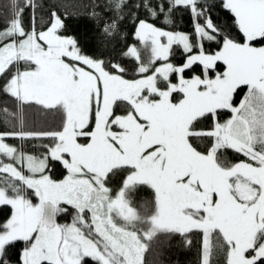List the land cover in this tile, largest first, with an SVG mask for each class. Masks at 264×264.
I'll return each mask as SVG.
<instances>
[{
    "label": "snow or ice",
    "instance_id": "snow-or-ice-1",
    "mask_svg": "<svg viewBox=\"0 0 264 264\" xmlns=\"http://www.w3.org/2000/svg\"><path fill=\"white\" fill-rule=\"evenodd\" d=\"M39 7L37 0H11L9 22L0 30V92L14 101L0 112L20 125L0 132V206L12 209L0 224V264H11L8 248L18 241L25 245L18 264H86V258L146 264L161 235L179 234L190 245L194 230L202 233L200 264H215L221 251L225 264H264V0H223L239 39L221 34L209 15L213 5L203 0H167V9L151 0L132 5L166 20L184 7L194 21L192 34L171 32L129 11L149 53L142 58L134 45L125 53L138 62L134 79L59 34L64 23L55 11L46 29L37 31L34 23L26 29L24 11L35 21ZM127 7L128 0L92 6L94 18L111 13L101 44L119 33ZM218 37L220 49L207 53L204 41ZM174 44L186 53L181 66L169 62ZM197 64L200 75L185 79ZM29 108L58 117V129L25 131ZM223 112L229 118L222 120ZM203 120L208 127H201ZM17 138L52 143L37 157L5 142ZM197 140L208 143L201 149ZM227 150L244 159L229 163ZM49 161L62 163L67 175L53 179ZM116 176L121 185L114 192L108 185ZM142 186L153 199L136 204ZM62 204L75 210L71 224L56 221L67 212Z\"/></svg>",
    "mask_w": 264,
    "mask_h": 264
},
{
    "label": "trees",
    "instance_id": "trees-1",
    "mask_svg": "<svg viewBox=\"0 0 264 264\" xmlns=\"http://www.w3.org/2000/svg\"><path fill=\"white\" fill-rule=\"evenodd\" d=\"M105 0H37L40 7L35 12V21L32 19V12L28 9L23 14V25L26 29L30 28L33 23L37 31H41L50 26L51 13L57 12L63 20L64 27L61 28L59 34L64 36H71L78 41L79 47L84 54L90 57L103 58L106 62L119 64L126 69L127 75L125 78H138L136 72L138 62L135 58L125 55L130 46H136L141 52L142 58H147L149 53L145 51L147 47L136 36V28L138 20H134L133 16L127 15L129 11L134 12L139 19L147 20V22L154 24L168 30L187 31L192 34L194 30V21L189 9L184 7L176 8L172 14L165 19L163 14L153 18L141 7L138 11L132 5L140 3L141 0H128V7L125 8V18L119 24V33L113 38H105L103 44L101 40V28L104 20L111 15V13L102 14L100 18L92 16V6L98 3H104ZM203 2L213 5L209 11L213 23L220 29L222 35H228L239 39L242 33L239 31L238 25L235 22L234 14L229 10L223 8V0H203ZM11 0H0V29H4L9 22V15L5 8L10 4ZM152 6L159 3H164L167 9V0H151ZM97 11H102L97 9ZM195 36L192 39L195 40ZM223 41L220 37L216 41H204V49L207 52H214L219 49ZM196 50V49H194ZM169 60L176 65L184 64L186 61V53L181 45L174 44ZM160 61H157V65ZM220 71L223 70L222 62H218ZM202 66L197 64L191 69L185 70L184 75L189 77L194 74L200 75ZM174 78V77H173ZM0 83H3L0 80ZM246 88L240 91L234 99L239 102L243 97ZM175 99L180 98V94H174ZM14 101L3 92H0V109L5 106L11 108ZM28 115L26 123L24 124L25 131H51L57 130L60 124L58 117L53 115H45L37 113L34 109H27ZM230 113L223 112L221 119H226ZM209 121L203 120L201 127H208ZM20 125L12 120H6L3 113L0 112V132H8L12 130H19ZM6 142L13 143L17 147H21L23 152L37 157L45 153L44 146L52 142L48 138H29L25 140L8 139ZM83 142V141H81ZM201 149L208 143L207 141L197 140ZM224 158L229 163H234L244 159L241 154L232 150H227L223 153ZM53 179L61 180L67 175V170L62 163L57 161H49L48 171ZM113 188H118L121 185V177H112L109 183ZM153 199L152 190L146 186L140 187L135 196L136 204H142L145 201ZM68 212H73V208H68ZM12 213L10 206H0V224L4 223ZM71 220V215L63 213L59 215L58 223H68ZM192 240L190 245L183 242L179 234H171L168 236L161 235L159 242L153 241L150 250L145 254L146 264H200L201 247H202V233L193 231L188 237ZM24 242L18 241L13 246L8 248V258L11 264H18V258L24 248ZM215 264H225V257L223 251L214 257ZM96 264L90 258H86V264Z\"/></svg>",
    "mask_w": 264,
    "mask_h": 264
},
{
    "label": "rangeland",
    "instance_id": "rangeland-1",
    "mask_svg": "<svg viewBox=\"0 0 264 264\" xmlns=\"http://www.w3.org/2000/svg\"><path fill=\"white\" fill-rule=\"evenodd\" d=\"M157 27V26H156ZM158 28H161V27H158ZM161 29H163V30H166V31H171V32H181V33H187V34H190V33H188L187 31H180V30H168V29H164V28H161ZM1 30V29H0ZM196 39V38H195ZM193 41H195L194 39H193ZM222 46V45H221ZM257 46H259V45H257ZM181 47H182V45H181ZM182 49H183V47H182ZM195 49V48H194ZM193 49V53L192 54H197V52H198V49H196V50H194ZM220 49V48H219ZM219 49H217V50H215L214 52H208L207 51V53H209V54H212V53H215L216 51H218ZM169 62L170 63H172L174 66H181V65H183V64H180V65H176V64H174L173 62H172V60H169ZM157 66H159V64L157 65ZM217 71H220L218 68H217ZM215 73H212V75H214ZM184 75V74H183ZM194 75H197V74H194ZM193 76V75H192ZM192 76H189V77H187V76H185L184 75V78L185 79H190ZM174 77V78H173ZM139 78V77H138ZM126 79H128V78H126ZM170 79L172 80V82H178V75L177 74H172L171 75V77H170ZM227 118H229V117H227ZM226 118V119H227ZM6 142V141H5ZM6 143H8V144H10V145H14V146H16L15 144H13V143H9V142H6ZM21 148V147H20ZM33 156H35V155H33ZM0 159H3V157H0ZM5 162H8L7 160H5ZM24 173H25V175H29V173L27 172V169L25 168L24 169ZM48 175H50L49 173H47ZM51 176V175H50ZM110 188H112L113 190H114V192L115 191H118V189H119V187L118 188H113L112 186H110V185H108ZM67 206L68 205H64V204H62L61 205V207H65V208H67ZM66 213H68L69 215H71V220H70V222H68V223H63V222H60L59 224H61V225H68V224H71L72 222H73V218H74V216H75V210L73 211V212H66ZM61 214H63V213H61ZM91 259V258H90ZM88 264V263H87Z\"/></svg>",
    "mask_w": 264,
    "mask_h": 264
},
{
    "label": "flooded vegetation",
    "instance_id": "flooded-vegetation-1",
    "mask_svg": "<svg viewBox=\"0 0 264 264\" xmlns=\"http://www.w3.org/2000/svg\"><path fill=\"white\" fill-rule=\"evenodd\" d=\"M68 208H72V207H71V206H67V209H68ZM59 215H60V214H59ZM59 215H58V218H59Z\"/></svg>",
    "mask_w": 264,
    "mask_h": 264
},
{
    "label": "bare ground",
    "instance_id": "bare-ground-1",
    "mask_svg": "<svg viewBox=\"0 0 264 264\" xmlns=\"http://www.w3.org/2000/svg\"><path fill=\"white\" fill-rule=\"evenodd\" d=\"M57 223H58V216H57Z\"/></svg>",
    "mask_w": 264,
    "mask_h": 264
},
{
    "label": "water",
    "instance_id": "water-1",
    "mask_svg": "<svg viewBox=\"0 0 264 264\" xmlns=\"http://www.w3.org/2000/svg\"><path fill=\"white\" fill-rule=\"evenodd\" d=\"M56 221H57V218H56Z\"/></svg>",
    "mask_w": 264,
    "mask_h": 264
}]
</instances>
